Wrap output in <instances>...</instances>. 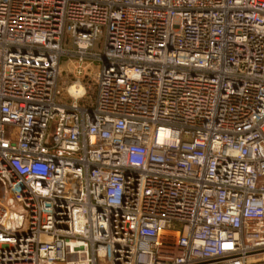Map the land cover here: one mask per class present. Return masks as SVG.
I'll return each mask as SVG.
<instances>
[{
	"label": "built area",
	"instance_id": "2783aa9c",
	"mask_svg": "<svg viewBox=\"0 0 264 264\" xmlns=\"http://www.w3.org/2000/svg\"><path fill=\"white\" fill-rule=\"evenodd\" d=\"M0 192V264H264V0H0Z\"/></svg>",
	"mask_w": 264,
	"mask_h": 264
},
{
	"label": "bare ground",
	"instance_id": "6f19581e",
	"mask_svg": "<svg viewBox=\"0 0 264 264\" xmlns=\"http://www.w3.org/2000/svg\"><path fill=\"white\" fill-rule=\"evenodd\" d=\"M73 91H74V89L71 90V92H73Z\"/></svg>",
	"mask_w": 264,
	"mask_h": 264
},
{
	"label": "rangeland",
	"instance_id": "374dc122",
	"mask_svg": "<svg viewBox=\"0 0 264 264\" xmlns=\"http://www.w3.org/2000/svg\"><path fill=\"white\" fill-rule=\"evenodd\" d=\"M0 197H1V192H0Z\"/></svg>",
	"mask_w": 264,
	"mask_h": 264
}]
</instances>
